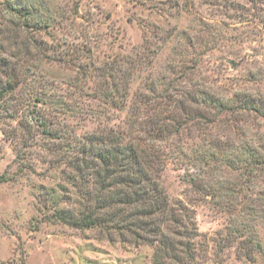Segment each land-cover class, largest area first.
I'll return each mask as SVG.
<instances>
[{"label": "rangeland", "instance_id": "1", "mask_svg": "<svg viewBox=\"0 0 264 264\" xmlns=\"http://www.w3.org/2000/svg\"><path fill=\"white\" fill-rule=\"evenodd\" d=\"M113 61L117 82L130 72L138 121L163 102L174 108L178 134L155 142L166 152L160 179L195 226L174 257L155 261L149 244L60 217L77 207L76 184L39 123L149 140L128 104L89 100L93 69ZM82 67L81 93L67 82ZM11 68L27 71L0 98V264H264V219L248 208L264 209V169L256 177L247 166L264 159V0H0V85ZM167 86L168 101L157 96ZM74 100L95 113H63L61 102ZM199 174L201 186L191 180Z\"/></svg>", "mask_w": 264, "mask_h": 264}, {"label": "trees", "instance_id": "2", "mask_svg": "<svg viewBox=\"0 0 264 264\" xmlns=\"http://www.w3.org/2000/svg\"><path fill=\"white\" fill-rule=\"evenodd\" d=\"M14 11L21 14L17 10ZM33 41L37 42L36 39ZM24 44L26 53L29 54L27 49L30 43ZM120 60L124 61L123 58ZM130 61L134 67V60ZM118 69L114 61L93 69L97 74L92 76L97 77L98 81L91 88L89 100L96 99L118 109L128 104L132 110L133 127L136 128V125L142 123L145 126L144 133L150 141L133 136L125 130H115L107 126L76 133L67 126L50 129L45 123H39V126L43 127L40 131L43 135L52 136L57 140L54 147L59 152L58 162L69 171V174H66L63 170L65 176L76 184L77 207L60 210V217L63 222L76 228L98 227L109 234L108 238H113L115 234L121 240H127L129 237L132 241L149 244L154 247L155 261L164 256L174 257L178 246L187 245L189 242L184 243L182 238H192L195 234L193 218L188 214L187 207L171 202L160 179L166 164V152L155 142L178 134V129L171 131L169 126L170 121L175 120L172 112L174 108L163 102L164 108L153 112V119L138 121L139 118H135L138 113L135 111H139V106H135L136 101H131L128 97L130 72L122 73L121 81L117 82L114 73ZM26 71L27 69L25 72H19L15 68L5 71L7 80L0 85V98L21 84L26 77ZM77 72L79 75H75L73 81H68L67 85L76 87L82 93L84 85H80V77L87 79L88 71L82 67L81 71ZM150 90L153 94L157 92L155 87ZM170 90L167 86L157 96L168 101ZM148 99L150 98L144 95L137 103L147 104ZM177 101L179 106H183L181 101ZM161 102L158 101V104ZM61 104L62 112L71 116L74 112L79 116L95 113V108L83 101H64ZM93 105L95 106V103ZM209 154L210 152L206 153V156H210ZM247 166H250L251 175L257 177L258 171L264 169V159L252 157ZM191 180L201 186L200 183L204 179L199 174ZM248 208L251 210L250 218L264 219V209L250 206ZM187 225H190V228Z\"/></svg>", "mask_w": 264, "mask_h": 264}]
</instances>
